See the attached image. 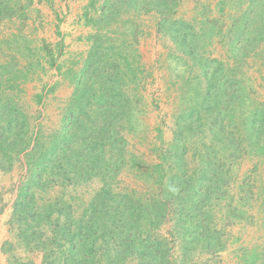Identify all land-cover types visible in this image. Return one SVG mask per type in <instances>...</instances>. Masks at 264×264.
Instances as JSON below:
<instances>
[{
	"label": "rangeland",
	"instance_id": "1",
	"mask_svg": "<svg viewBox=\"0 0 264 264\" xmlns=\"http://www.w3.org/2000/svg\"><path fill=\"white\" fill-rule=\"evenodd\" d=\"M5 1L0 106L18 113L15 128L47 138L67 134L71 109L80 138H71L68 150L93 155L100 128L111 129L122 138L124 159L111 185L115 192L136 189L145 200L156 191L133 176L130 155L147 168L165 151L173 153L174 143L184 151L187 174L195 175L200 153L209 154L221 171L219 194L205 200V188L198 209L187 202L180 207L189 216L200 209L195 220L209 236L186 244L179 226L163 225L154 235L170 249L165 264H264V0ZM7 40L9 48L1 42ZM134 106L139 113L130 121L137 118L140 126L132 130L116 109ZM25 145L0 149V264L42 262L39 252L25 255L12 221L28 164L29 150L18 154ZM109 151L102 149L101 160H109ZM58 163L67 169L65 161ZM67 176L70 182L61 177L63 186L47 188L36 201L61 198L77 218L99 192L102 172ZM175 207L168 214L174 221Z\"/></svg>",
	"mask_w": 264,
	"mask_h": 264
},
{
	"label": "trees",
	"instance_id": "2",
	"mask_svg": "<svg viewBox=\"0 0 264 264\" xmlns=\"http://www.w3.org/2000/svg\"><path fill=\"white\" fill-rule=\"evenodd\" d=\"M2 1L4 0H0V7ZM11 1L13 0L5 2ZM105 13L108 14V11H102L99 18L104 17ZM1 42L9 48V40ZM110 95L115 96L114 92ZM80 97L81 95H78L76 99ZM205 102L206 98L202 99L201 104ZM9 105L0 106V149L6 151L2 148L6 145L16 150L17 146L26 144L18 150V154L29 150L26 154V175L12 206V221L17 226L16 236L20 244L28 252H39L42 255L41 264H129L134 261L136 264H165L170 249L154 235V231L157 232L163 225L173 222L175 226H179L181 230L177 232L183 234L180 238L186 244L192 239H207L209 236L206 230L201 228V223L195 220L200 218V209L193 212L192 216L183 215L185 212L182 211L185 208L182 202H187L191 209L201 206L202 201L198 199L202 197L200 190L209 189L205 192V200L212 196L217 197L221 190V171L212 166L213 158L209 154L200 153L201 163L195 173L197 177L187 174L189 168L182 159L184 151L177 150V144L174 143L170 147L175 150L173 153L171 150L168 151L169 154L165 151V154L160 155L161 162L157 159L158 163L147 168L130 155L132 164L129 169L133 176L142 184L145 183L147 188L156 191L151 192V197L145 200L136 189L127 188L115 192L111 185L124 163L122 138L114 135L111 129L108 128L106 132V128H100L89 149L95 152L94 155L92 152L83 154L72 148L68 150L69 141L73 144L71 138H80L79 133L74 130L77 120L73 117V110L70 109L69 117L65 118L69 124V132L66 134L63 130L60 135L47 138L45 134L37 131L32 135L31 131L22 134V128L21 131L17 130L14 120L18 113L12 111V106ZM78 108L80 114H85V110ZM133 108H123L122 111L120 108L116 109L122 112L121 115H126L131 129L134 125L140 126L137 118L130 121L131 113H139L137 106ZM109 110L113 113L115 109H106ZM185 126H181V132L184 128L187 130ZM190 130L188 127V131ZM179 134L181 136L183 133ZM82 140V143H86ZM174 140L178 141L177 138ZM105 146L110 149L108 161L101 160ZM157 155L156 152V157ZM60 159L65 161L67 169L58 163ZM83 161H92L93 164L82 166ZM97 172H102L101 188L88 203L83 204L79 217L73 216V210L69 209L61 198L56 200L57 204H52L50 200L47 205H38L36 198L46 192L47 188L51 189L58 183L63 186V182L71 181L67 174L74 179H80ZM61 177L62 183L59 182ZM172 205L180 209L177 211V217L174 216L175 221L168 215ZM211 236L217 235L211 233ZM212 240L214 238L209 239L207 243L212 244Z\"/></svg>",
	"mask_w": 264,
	"mask_h": 264
},
{
	"label": "crops",
	"instance_id": "3",
	"mask_svg": "<svg viewBox=\"0 0 264 264\" xmlns=\"http://www.w3.org/2000/svg\"><path fill=\"white\" fill-rule=\"evenodd\" d=\"M24 253H25V255H26L27 257H30V255H31V256L33 255V254H31V252H28V251H27V252L24 251ZM34 256H35V254H34ZM28 261H31V259H29ZM33 261H34V260H33ZM35 262H36V261H35ZM35 264H36V263H35ZM37 264H41L40 261H39V263H37Z\"/></svg>",
	"mask_w": 264,
	"mask_h": 264
}]
</instances>
